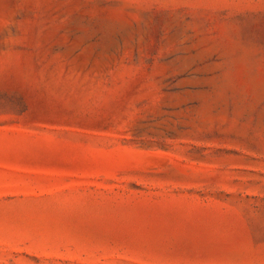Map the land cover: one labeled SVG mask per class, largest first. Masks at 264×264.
Here are the masks:
<instances>
[{
  "label": "rangeland",
  "instance_id": "1",
  "mask_svg": "<svg viewBox=\"0 0 264 264\" xmlns=\"http://www.w3.org/2000/svg\"><path fill=\"white\" fill-rule=\"evenodd\" d=\"M0 264H264V0H0Z\"/></svg>",
  "mask_w": 264,
  "mask_h": 264
}]
</instances>
